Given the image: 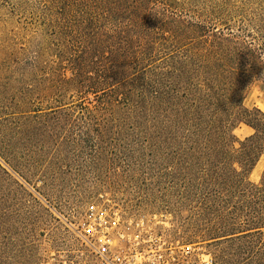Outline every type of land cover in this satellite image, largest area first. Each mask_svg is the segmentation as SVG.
<instances>
[{
  "label": "rangeland",
  "instance_id": "1",
  "mask_svg": "<svg viewBox=\"0 0 264 264\" xmlns=\"http://www.w3.org/2000/svg\"><path fill=\"white\" fill-rule=\"evenodd\" d=\"M263 25L264 0H0V264H87L73 231L106 200L159 236L205 243L218 264H246L218 231L230 209L208 197L212 174L194 166L230 142L181 138L121 81L149 56L162 68L205 55L208 32ZM244 105L264 112V80ZM263 172L264 157L251 182Z\"/></svg>",
  "mask_w": 264,
  "mask_h": 264
},
{
  "label": "trees",
  "instance_id": "2",
  "mask_svg": "<svg viewBox=\"0 0 264 264\" xmlns=\"http://www.w3.org/2000/svg\"><path fill=\"white\" fill-rule=\"evenodd\" d=\"M226 29L228 33L214 30L202 36L200 50L205 55L197 51L194 60L176 56L162 68L155 67L149 56L144 60L149 64L142 77L133 73L121 83L129 86V94L137 85V98L152 108L153 114L157 112L164 123L170 122L181 138L230 142L223 148L210 149L218 151L219 158L197 159L194 166L212 174L208 197L230 209L228 222L218 228L221 238L235 251L248 254L246 264H264V172L259 184L250 180L264 157V112L244 105V94L252 82L264 80V25L240 28L241 35ZM135 64L137 61L131 64L132 69ZM188 64L192 68L184 78L177 67ZM184 79L186 87L182 86ZM99 92L92 88L91 93ZM242 125L253 134L240 141L234 132Z\"/></svg>",
  "mask_w": 264,
  "mask_h": 264
},
{
  "label": "built area",
  "instance_id": "3",
  "mask_svg": "<svg viewBox=\"0 0 264 264\" xmlns=\"http://www.w3.org/2000/svg\"><path fill=\"white\" fill-rule=\"evenodd\" d=\"M109 200L91 203L73 231L87 264H218L205 243L157 235L144 220H125Z\"/></svg>",
  "mask_w": 264,
  "mask_h": 264
},
{
  "label": "crops",
  "instance_id": "4",
  "mask_svg": "<svg viewBox=\"0 0 264 264\" xmlns=\"http://www.w3.org/2000/svg\"><path fill=\"white\" fill-rule=\"evenodd\" d=\"M258 109H259V108H258ZM252 173H253V172H252ZM251 175H252V174H251ZM251 175H250V176H251Z\"/></svg>",
  "mask_w": 264,
  "mask_h": 264
}]
</instances>
